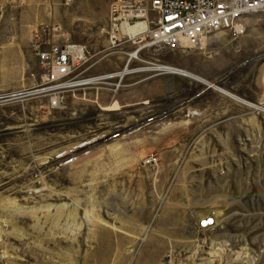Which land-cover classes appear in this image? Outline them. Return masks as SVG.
Segmentation results:
<instances>
[{"label":"rangeland","instance_id":"374dc122","mask_svg":"<svg viewBox=\"0 0 264 264\" xmlns=\"http://www.w3.org/2000/svg\"><path fill=\"white\" fill-rule=\"evenodd\" d=\"M112 1L0 0L29 21L0 22V97L40 85L29 45L44 29L95 49L84 76L129 68L119 84L0 98V264H264V25L204 50L106 51Z\"/></svg>","mask_w":264,"mask_h":264},{"label":"built area","instance_id":"2783aa9c","mask_svg":"<svg viewBox=\"0 0 264 264\" xmlns=\"http://www.w3.org/2000/svg\"><path fill=\"white\" fill-rule=\"evenodd\" d=\"M3 9L0 3V14ZM253 16H258L264 25V0H113L109 5L105 31L106 51L122 44L136 46L137 54L146 48H159L171 53L204 50L201 46L202 32L234 30L241 35L246 22ZM132 27L135 29L123 33ZM47 34L49 32L44 29L29 45L41 70L40 85L0 98L18 99L21 96L16 97V94L29 89L47 93L48 87L65 93L111 79L119 84L126 76L118 72L91 78L84 76L87 70L82 67L97 55L95 49L48 40ZM128 59L132 60L130 55ZM61 100L60 97L51 98L48 102L50 108L58 109ZM157 164L158 158L150 155L143 166L155 167ZM211 214L198 223L201 232H207L215 225Z\"/></svg>","mask_w":264,"mask_h":264},{"label":"bare ground","instance_id":"6f19581e","mask_svg":"<svg viewBox=\"0 0 264 264\" xmlns=\"http://www.w3.org/2000/svg\"><path fill=\"white\" fill-rule=\"evenodd\" d=\"M250 18H251V17H250ZM250 18H249V19H250ZM194 22H195V20H194ZM248 24H249V22H246V26L244 27V32H243V34H241V35H237V33H236L234 30H232V31H231V30H228L227 32H230L232 35H234V36H236V37H242V36L246 35V33H247V31H248V26H249ZM126 29H127V31H123V33H129L130 31L134 30L135 28L132 27V28H126ZM224 31H225V30H224ZM216 32H218V31H216ZM216 32H213V33H216ZM213 33H212V32L210 33L209 31L202 32V35L204 36V39L201 41V44H205V43H206L205 41H207V38H208L210 35H212ZM125 45H127V44H122V45H120V47H118V48H116V49H114V50L118 52V51H120L121 48H123ZM129 45H130V46H133V45H131V44H129ZM129 45H128V46H129ZM133 56H134V55H132V57H133ZM130 57H131V56H130ZM159 69H161L160 72L165 71V72H169V73H172V74L182 75V76H185V77H187V78H190V79L196 80V81H198V82H200V83H202V84H205V86H207V87H210V88H212V89H214V90H217V91L223 93L224 95H226V97L228 96L230 99H234V100L241 101V100H239L237 97H235L234 95H232V94H230V93H228V92H226V91H224V90L219 89L218 87H216L215 84L210 83V82L208 83V82L202 80L201 78L197 77L196 75L190 74V73L185 72V71H182V70L174 69V68L161 67V68H159ZM128 73H129V68L123 70V72H121L120 75L122 76V75H125V74H128ZM97 82H98V81H97ZM241 102H242L246 107H248V108L262 110V109H261L260 107H258V106H254V105H252V104H249V103H246V102H243V101H241ZM147 168H149V167H147ZM214 216H215V217H214ZM211 218H213V220H215V218H217L216 213H215V215H212ZM200 221H201V220H200ZM200 221H199V222H200ZM214 223H215V221H214ZM214 226H215V225H214ZM214 226H213V227H214ZM209 229H210V228H209ZM209 229H207V231H208Z\"/></svg>","mask_w":264,"mask_h":264},{"label":"crops","instance_id":"0c3cea01","mask_svg":"<svg viewBox=\"0 0 264 264\" xmlns=\"http://www.w3.org/2000/svg\"><path fill=\"white\" fill-rule=\"evenodd\" d=\"M20 8H21V6L20 7L10 6L7 9L5 8L6 10L3 12V15H2L4 17V19L2 21H0V22H2V24H3V22L7 23V25L10 26V29H12V26H13L12 21H14V22L16 21L15 22V25L18 28H23V27L26 28V27H29V26H27V24L29 23V21H27L26 16L23 15V13H24L23 11L25 9H20ZM16 15H17V19H16ZM14 17H15V20H14ZM0 18H1V15H0ZM4 31H6V30L0 29V33L3 32L2 35L5 34ZM29 37H30V35H29ZM143 168L144 169H147V167H143Z\"/></svg>","mask_w":264,"mask_h":264}]
</instances>
